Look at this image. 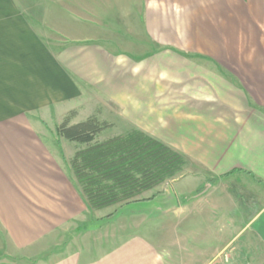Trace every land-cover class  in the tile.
Here are the masks:
<instances>
[{
	"label": "crops",
	"instance_id": "obj_1",
	"mask_svg": "<svg viewBox=\"0 0 264 264\" xmlns=\"http://www.w3.org/2000/svg\"><path fill=\"white\" fill-rule=\"evenodd\" d=\"M131 83L204 170L105 218L56 129ZM248 230L264 251V0H0V264H224Z\"/></svg>",
	"mask_w": 264,
	"mask_h": 264
},
{
	"label": "trees",
	"instance_id": "obj_2",
	"mask_svg": "<svg viewBox=\"0 0 264 264\" xmlns=\"http://www.w3.org/2000/svg\"><path fill=\"white\" fill-rule=\"evenodd\" d=\"M74 115L75 111L67 113L56 133L85 145L74 152L69 165L92 210L132 201L177 174L185 164L181 153L138 129L96 141L112 123L96 114L70 123Z\"/></svg>",
	"mask_w": 264,
	"mask_h": 264
},
{
	"label": "rangeland",
	"instance_id": "obj_3",
	"mask_svg": "<svg viewBox=\"0 0 264 264\" xmlns=\"http://www.w3.org/2000/svg\"><path fill=\"white\" fill-rule=\"evenodd\" d=\"M114 84H112L113 87ZM145 86L150 87V83H145ZM128 91L123 93L120 90L115 91V87L109 90V93L105 98H91L92 103L91 109L93 113H95L100 120H106L112 123V126L108 129L102 131L96 138V141L104 140L106 138L119 135L125 133L131 129L141 130L150 136L154 137L153 134L158 135V140L164 142L169 145L174 150L181 153L185 158V164L182 167L181 171H179L174 176L168 178L162 183V189H168L173 186V182L175 180H181L185 175L191 173H196L199 171H203L204 168L201 167L199 163H193L189 161L190 157L186 156L183 152V147L175 146L176 140L175 133L169 130V121L173 120L175 115L168 114H159L153 115L151 112L152 99L151 98H139L136 99V84L131 83L127 84ZM110 88V87H109ZM93 94V93H91ZM94 95V94H93ZM98 95V94H96ZM139 100V101H138ZM162 103L165 107H167V99H160V104ZM140 105V106H139ZM166 110V109H165ZM144 111V114L141 113ZM83 114H81L82 116ZM175 124V123H174ZM170 143H173L172 145ZM84 144L79 145L78 149L84 147ZM77 149V150H78ZM157 190L141 194L139 197L135 198L132 201L122 202L116 205H113L107 209L101 211L105 218L110 215V213H114L118 211V213H127V212H137L141 210L140 204H133L134 202H140L143 205L148 203V200L152 197L151 195ZM132 204V205H131ZM145 208H143L144 210ZM142 210V211H143ZM150 213L153 212V209L149 206L145 209ZM149 213V215H150ZM100 219V218H97ZM105 219L92 221V224L98 223V221H103ZM240 229V228H239ZM249 236V230L243 233H239L237 238H231V242H229V247L227 249L231 250V256L233 257V261L230 258V262L232 264H264V251L256 250L253 246V251H248V245L244 243L245 237ZM232 237V236H231ZM246 244V245H245ZM227 247V246H226ZM225 264V260H224Z\"/></svg>",
	"mask_w": 264,
	"mask_h": 264
},
{
	"label": "built area",
	"instance_id": "obj_4",
	"mask_svg": "<svg viewBox=\"0 0 264 264\" xmlns=\"http://www.w3.org/2000/svg\"><path fill=\"white\" fill-rule=\"evenodd\" d=\"M224 260H225V264H232V263L230 262V258H229L228 255L225 254V253H224Z\"/></svg>",
	"mask_w": 264,
	"mask_h": 264
}]
</instances>
